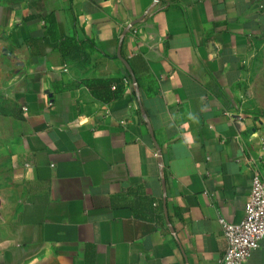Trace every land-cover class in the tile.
I'll use <instances>...</instances> for the list:
<instances>
[{"label":"crops","instance_id":"1","mask_svg":"<svg viewBox=\"0 0 264 264\" xmlns=\"http://www.w3.org/2000/svg\"><path fill=\"white\" fill-rule=\"evenodd\" d=\"M262 33L264 0H0V264H217L245 157L264 178L239 106ZM108 77L130 81L105 103Z\"/></svg>","mask_w":264,"mask_h":264},{"label":"built area","instance_id":"2","mask_svg":"<svg viewBox=\"0 0 264 264\" xmlns=\"http://www.w3.org/2000/svg\"><path fill=\"white\" fill-rule=\"evenodd\" d=\"M244 161L253 169L249 197L239 223L219 220L224 250L217 264H246L250 253L259 247L264 237V178L260 171L262 158L245 157Z\"/></svg>","mask_w":264,"mask_h":264},{"label":"rangeland","instance_id":"3","mask_svg":"<svg viewBox=\"0 0 264 264\" xmlns=\"http://www.w3.org/2000/svg\"><path fill=\"white\" fill-rule=\"evenodd\" d=\"M242 93L243 98L239 101L242 112L264 116V33L249 47L243 64ZM2 158L1 155L0 190L8 183L6 172H3L6 164Z\"/></svg>","mask_w":264,"mask_h":264},{"label":"trees","instance_id":"4","mask_svg":"<svg viewBox=\"0 0 264 264\" xmlns=\"http://www.w3.org/2000/svg\"><path fill=\"white\" fill-rule=\"evenodd\" d=\"M73 41L68 38H64L58 43L59 50L64 53L71 52V45L73 46ZM129 82V78H118V77H108L106 79H92L87 82V88L90 93L97 99L102 100L105 103L117 100L122 97L124 92V83Z\"/></svg>","mask_w":264,"mask_h":264},{"label":"water","instance_id":"5","mask_svg":"<svg viewBox=\"0 0 264 264\" xmlns=\"http://www.w3.org/2000/svg\"><path fill=\"white\" fill-rule=\"evenodd\" d=\"M122 62H123V64H124L125 68L128 70L129 75H130V77H131V80H132L133 84L135 85V84H136V81H135V79H134V77H133V74H132V72H131V70H130L128 64H127V62H126L125 60H123V59H122Z\"/></svg>","mask_w":264,"mask_h":264}]
</instances>
